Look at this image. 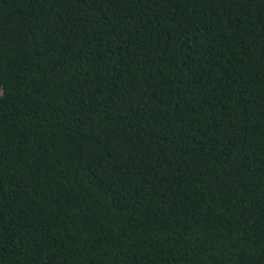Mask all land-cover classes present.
Segmentation results:
<instances>
[{
    "label": "trees",
    "instance_id": "16d2710c",
    "mask_svg": "<svg viewBox=\"0 0 264 264\" xmlns=\"http://www.w3.org/2000/svg\"><path fill=\"white\" fill-rule=\"evenodd\" d=\"M0 264H264V0H0Z\"/></svg>",
    "mask_w": 264,
    "mask_h": 264
}]
</instances>
